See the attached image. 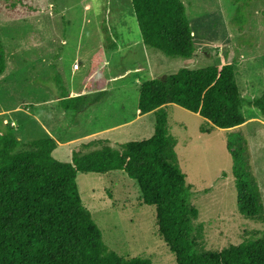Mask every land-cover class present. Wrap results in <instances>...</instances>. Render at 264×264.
I'll list each match as a JSON object with an SVG mask.
<instances>
[{
	"label": "rangeland",
	"instance_id": "1",
	"mask_svg": "<svg viewBox=\"0 0 264 264\" xmlns=\"http://www.w3.org/2000/svg\"><path fill=\"white\" fill-rule=\"evenodd\" d=\"M183 2L197 48L191 58L168 57L144 45L130 0H0L6 53L0 124L12 126L21 144L42 135L67 143L53 157L71 162L73 151L97 148L87 146L92 141L115 145L154 134V114L136 120L144 81L165 79L181 68L232 63L243 98L242 125L218 129L199 114L167 106L169 132L191 186L190 205L197 210L196 249L219 252L264 238V213L252 219L238 210L237 163L228 149L231 143L241 153V166L256 180L264 205V114L249 104L264 94V0ZM62 87L90 103L77 114L62 111ZM76 183L108 250L125 259L176 264L158 231L155 207L143 203L135 180L123 171L79 172Z\"/></svg>",
	"mask_w": 264,
	"mask_h": 264
},
{
	"label": "trees",
	"instance_id": "2",
	"mask_svg": "<svg viewBox=\"0 0 264 264\" xmlns=\"http://www.w3.org/2000/svg\"><path fill=\"white\" fill-rule=\"evenodd\" d=\"M130 1L144 45L172 58L195 55L183 0ZM5 70L6 53L0 43V76ZM61 90L58 102L64 112L77 114L90 103L86 96L69 97L64 87ZM170 104L199 114L218 129L244 123L243 98L232 63L181 68L165 79L144 81L138 110L141 115L153 111L154 134L115 145L92 141L87 146L97 148L84 154L73 151L71 162L53 157L55 138L42 135L21 144L14 128L1 123L0 264H152L147 258L125 259L108 250L81 201L77 174L111 171H123L135 180L143 203L155 207L158 231L175 254L176 264H264V238L248 239L219 252L196 249L192 233L197 210L190 205L191 186L178 162L176 139L169 132ZM249 104L264 114V94ZM231 147L229 143L237 163L233 173L238 210L248 218H261L264 205L259 186L241 166V153Z\"/></svg>",
	"mask_w": 264,
	"mask_h": 264
},
{
	"label": "crops",
	"instance_id": "3",
	"mask_svg": "<svg viewBox=\"0 0 264 264\" xmlns=\"http://www.w3.org/2000/svg\"><path fill=\"white\" fill-rule=\"evenodd\" d=\"M78 70H80V68L78 69ZM77 70V71H78ZM78 95V94H77ZM76 94H73V93H69V97H72V96H77ZM59 98V97H58ZM92 98V97H91ZM93 99V98H92ZM137 116H136V120H141L143 117H145L146 115L148 116V114H154L153 113V111L152 112H149V113H146V114H144V115H141L140 114V111L138 110V108H137ZM131 122V121H130ZM43 126V128L42 129H44L43 131H45L47 134H51V131L43 124L42 125ZM39 131L41 132L42 130H40L39 129ZM43 131L41 132V133H43ZM106 134V133H105ZM52 135V134H51ZM53 138H55V137H53ZM107 137H105V139H106ZM56 139V138H55ZM102 139H104V138H102ZM99 140H101V139H99ZM56 141H57V143H58V145H57V148L54 150L55 152L57 151V149H58V147L59 146H65V145H67V143H65V142H60L58 139H56Z\"/></svg>",
	"mask_w": 264,
	"mask_h": 264
},
{
	"label": "built area",
	"instance_id": "4",
	"mask_svg": "<svg viewBox=\"0 0 264 264\" xmlns=\"http://www.w3.org/2000/svg\"><path fill=\"white\" fill-rule=\"evenodd\" d=\"M80 68V65L78 63L73 64V69L78 70Z\"/></svg>",
	"mask_w": 264,
	"mask_h": 264
}]
</instances>
